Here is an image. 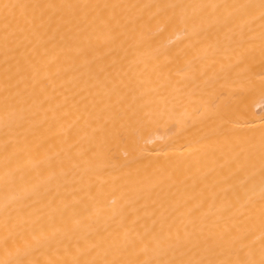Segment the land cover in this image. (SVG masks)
Here are the masks:
<instances>
[{"label":"bare ground","instance_id":"obj_1","mask_svg":"<svg viewBox=\"0 0 264 264\" xmlns=\"http://www.w3.org/2000/svg\"><path fill=\"white\" fill-rule=\"evenodd\" d=\"M0 264H264V0H0Z\"/></svg>","mask_w":264,"mask_h":264}]
</instances>
